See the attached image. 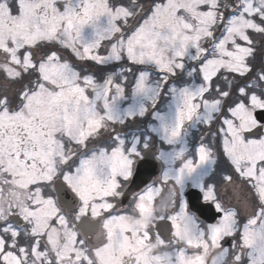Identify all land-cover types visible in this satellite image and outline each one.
<instances>
[{
    "label": "snow or ice",
    "instance_id": "obj_1",
    "mask_svg": "<svg viewBox=\"0 0 264 264\" xmlns=\"http://www.w3.org/2000/svg\"><path fill=\"white\" fill-rule=\"evenodd\" d=\"M0 264H264V0H0Z\"/></svg>",
    "mask_w": 264,
    "mask_h": 264
}]
</instances>
